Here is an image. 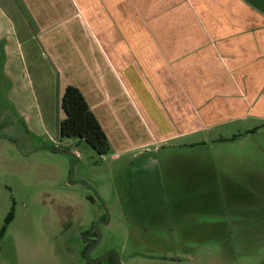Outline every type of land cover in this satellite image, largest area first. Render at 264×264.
<instances>
[{
  "label": "rangeland",
  "instance_id": "1",
  "mask_svg": "<svg viewBox=\"0 0 264 264\" xmlns=\"http://www.w3.org/2000/svg\"><path fill=\"white\" fill-rule=\"evenodd\" d=\"M3 12L0 229L12 207L15 218L0 264H264V129L140 155L100 156L85 140L58 138L62 94L45 59L34 66L43 72L26 65L30 46L18 47L16 14Z\"/></svg>",
  "mask_w": 264,
  "mask_h": 264
},
{
  "label": "crops",
  "instance_id": "2",
  "mask_svg": "<svg viewBox=\"0 0 264 264\" xmlns=\"http://www.w3.org/2000/svg\"><path fill=\"white\" fill-rule=\"evenodd\" d=\"M0 8L16 14L26 65L43 72L34 66L45 59L58 95L79 88L120 154L264 129V0H0Z\"/></svg>",
  "mask_w": 264,
  "mask_h": 264
},
{
  "label": "trees",
  "instance_id": "3",
  "mask_svg": "<svg viewBox=\"0 0 264 264\" xmlns=\"http://www.w3.org/2000/svg\"><path fill=\"white\" fill-rule=\"evenodd\" d=\"M59 109L64 114V117L59 120V138L85 140L100 156L111 153L113 148L110 139L79 88L73 85L65 88L59 102ZM14 218L15 211L12 207L0 229V244L8 225Z\"/></svg>",
  "mask_w": 264,
  "mask_h": 264
},
{
  "label": "flooded vegetation",
  "instance_id": "4",
  "mask_svg": "<svg viewBox=\"0 0 264 264\" xmlns=\"http://www.w3.org/2000/svg\"><path fill=\"white\" fill-rule=\"evenodd\" d=\"M113 259V258H112ZM116 263V262H115ZM117 264V263H116ZM120 264V263H119Z\"/></svg>",
  "mask_w": 264,
  "mask_h": 264
}]
</instances>
